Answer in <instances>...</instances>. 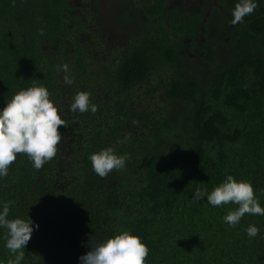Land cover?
<instances>
[{
  "label": "trees",
  "instance_id": "obj_1",
  "mask_svg": "<svg viewBox=\"0 0 264 264\" xmlns=\"http://www.w3.org/2000/svg\"><path fill=\"white\" fill-rule=\"evenodd\" d=\"M236 3L217 0L222 9L214 4L206 21L178 9H166L165 19L149 15L148 41L113 63L95 50L93 27L65 11L69 0H0V108L21 88L43 83L65 121L52 160L35 169L17 154L0 178V206L12 202L8 218L39 225L21 264H79L90 236L102 242L123 230L142 237L147 264H264V216L245 214L230 227L223 218L238 205L192 200L197 188L210 194L232 175L251 180L264 206V0L232 24ZM209 27L231 59L203 84L190 67L214 50ZM61 33L80 38L75 52ZM83 33L92 37L89 47ZM58 36L59 58L46 47ZM78 91L92 93L95 113L70 110ZM106 147L130 158L101 177L89 156ZM251 224L256 237L246 232ZM6 232L0 228V264L14 258Z\"/></svg>",
  "mask_w": 264,
  "mask_h": 264
},
{
  "label": "clouds",
  "instance_id": "obj_2",
  "mask_svg": "<svg viewBox=\"0 0 264 264\" xmlns=\"http://www.w3.org/2000/svg\"><path fill=\"white\" fill-rule=\"evenodd\" d=\"M261 0H237L232 10V24L243 21L244 17L253 13ZM64 83L71 85L74 77L69 74L67 65L63 66ZM90 91H78L70 104L72 112L95 113L98 105L91 100ZM62 110L52 97L48 88L40 83L27 88H21L6 106L0 108V178L8 175L9 167L17 159V154L26 153L32 166L41 169L52 160L62 139ZM127 153L119 155L112 147H106L92 153L89 159L93 171L99 176H107L113 169H123L129 160ZM207 198L212 206H221L229 202L238 205L224 216V222L230 227H236L245 214L264 216V206L254 191L251 180H237L228 175L209 194L206 189L197 188L192 200L199 202ZM11 201L0 206V228H6L4 236L5 247L12 253L7 264H21L25 258V248L33 232L39 225L33 220L20 217L9 219ZM259 228L251 224L246 229L249 237H256ZM90 250L79 257V264H147L149 248L142 242V237L132 234L131 230H123L102 242H97L94 236L88 240Z\"/></svg>",
  "mask_w": 264,
  "mask_h": 264
},
{
  "label": "flooded vegetation",
  "instance_id": "obj_3",
  "mask_svg": "<svg viewBox=\"0 0 264 264\" xmlns=\"http://www.w3.org/2000/svg\"><path fill=\"white\" fill-rule=\"evenodd\" d=\"M72 8H66V12L75 14L85 23L93 27L98 43L95 45V50L102 55L105 60L106 55L111 56L113 63L121 62L125 53L128 52L133 43L137 41H148L144 38L142 28L148 26V16H160L167 18L165 10L178 9L181 12H195L198 13L204 21L211 17L213 11V0H181L182 6H174L173 0H95V5L90 4L87 0H69ZM217 2V1H216ZM163 5V6H162ZM215 7L222 9V7L215 3ZM95 8L94 16H92V9ZM219 16L218 18H221ZM95 19L94 25L92 24ZM69 33L66 31L65 33ZM65 33H61L65 34ZM59 35V36H60ZM57 38L56 42L48 44L47 51L50 56L58 58L61 56V50L64 46H70L75 52L74 43L80 38L71 37L65 38L63 49L61 47V39ZM82 41H87V47L92 45V37L84 35ZM51 51V52H50Z\"/></svg>",
  "mask_w": 264,
  "mask_h": 264
},
{
  "label": "rangeland",
  "instance_id": "obj_4",
  "mask_svg": "<svg viewBox=\"0 0 264 264\" xmlns=\"http://www.w3.org/2000/svg\"><path fill=\"white\" fill-rule=\"evenodd\" d=\"M213 1L215 4L217 0H213ZM172 3L174 6H178V7L182 6L181 0H173ZM220 16H223V12L220 13ZM223 20L225 19L223 18ZM208 33H209L208 40L211 42L214 48L213 52H211L207 48L210 52L209 57L208 58L196 57L190 67V69L198 76L200 82L203 84H206L208 82V80L212 77L213 72L219 68V65L221 63L228 64L231 59L227 49L221 47V40L218 34H216V32H212V27H209ZM206 43L207 40L205 38H202L199 42V46L204 47ZM186 52L194 57L198 51L195 48H190V49L188 48Z\"/></svg>",
  "mask_w": 264,
  "mask_h": 264
}]
</instances>
